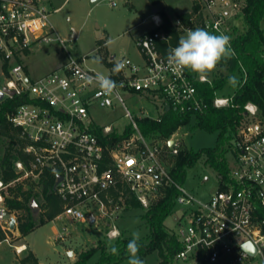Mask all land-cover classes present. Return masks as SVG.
<instances>
[{"label": "built area", "instance_id": "obj_1", "mask_svg": "<svg viewBox=\"0 0 264 264\" xmlns=\"http://www.w3.org/2000/svg\"><path fill=\"white\" fill-rule=\"evenodd\" d=\"M108 1L116 6L126 0ZM197 2L199 9L190 18L191 23L186 24L177 16L171 20L173 26L183 33L203 28L228 35L227 12L214 9L219 5L236 9L240 7L238 1ZM51 14L48 0H0V58L11 65L5 87L14 90V94L7 95L29 99L17 104L10 114L11 122L24 138L23 149L30 155L29 167L18 160L16 168L37 179L46 173L55 176V191L64 201L61 215L73 220L90 221L91 215L82 204L104 205L102 196L119 183L126 185L144 207L164 195L166 188L175 187L179 191L176 206L182 207L174 231L181 244L175 255L179 264H264V119L257 118L258 105L249 101L244 106L245 115L256 119L243 123L232 141L227 152L228 179L218 173L217 190L206 198H196L175 180V163L166 158L179 154L181 142L169 137L163 143L143 134L137 120L149 116L136 118L123 92L155 97L162 113L167 106L184 113L203 108L195 82L212 79L192 76L187 69L174 73L168 67L165 45H176L170 44L172 35L163 28V17L155 13L151 16L154 28L136 40L139 62L129 57L109 59L115 65L123 62L124 68L114 73L115 65L108 66L109 72L103 74L88 67L85 57H70L62 68L33 80L27 74L24 59L34 45L57 38ZM98 73L119 85L112 95L101 93L94 79ZM230 101L231 96L219 95L213 100L218 107ZM118 103L131 119L126 129L130 133L124 134L120 142H105L103 138L108 140L117 132L112 125L91 124L90 107H114ZM97 130H101V136ZM14 183L15 180L5 183L0 178V230L7 242L9 232L19 225L20 211L11 209L6 202L12 196L9 186ZM107 234L117 238L121 232L109 225ZM246 242L253 244L254 254L242 247Z\"/></svg>", "mask_w": 264, "mask_h": 264}, {"label": "rangeland", "instance_id": "obj_2", "mask_svg": "<svg viewBox=\"0 0 264 264\" xmlns=\"http://www.w3.org/2000/svg\"><path fill=\"white\" fill-rule=\"evenodd\" d=\"M48 8L51 11V22L56 30V39L34 45L30 52H26L24 59L27 65V74L31 79H37L54 70L62 68L70 59L86 58L85 64L103 74L109 72V67L114 62H107L110 56L115 59L129 57L139 62L140 52L136 40L141 33L154 27L151 15L153 8L166 10L171 17L192 9V0H159L153 3L151 0H126L119 1L118 5H111L108 0H49ZM242 7L245 5L246 0ZM56 9V10H54ZM163 14V11H162ZM237 16V15H236ZM235 18L227 21L225 30L233 25L242 26V19ZM264 28V19L262 20ZM98 32L100 36H98ZM181 36L186 33L181 32ZM228 60V59H227ZM227 60H222L215 71L208 77L217 79L229 73ZM6 63V65H5ZM11 65L0 58V90L5 87L6 81L10 78L9 70ZM194 75H197L193 73ZM236 88L235 85L226 84L222 89L217 90L219 96H231ZM125 102L132 114L139 118L141 116L159 117L163 111L155 97L150 95L123 92ZM8 97L5 93L4 98ZM90 115L94 125H112L118 135L123 136L126 129L131 125V119L125 116V108L120 104L114 107H101L92 105ZM245 115V111H244ZM257 118L264 119L259 110ZM245 115L243 123L254 121ZM196 122L195 115L188 124L181 126L170 138H176L181 143V150L194 149L200 151L205 148H212L218 144V131H208L201 128H192ZM164 143L165 138L149 136ZM115 140L111 143H117ZM110 142V141H109ZM165 149H167L165 147ZM2 147L0 146V152ZM229 153H226L228 156ZM176 156H167L171 163L176 162ZM16 165V164H15ZM30 163L26 166L29 167ZM17 177L13 186L23 184L28 188L32 184L35 190H39V178L33 175L25 176L24 171H19L15 166ZM219 171L212 166L205 155H202L194 165L186 169L184 181L185 188L196 198H206L218 188ZM209 177L208 180H204ZM104 194V205L100 203H83L84 210L95 217L94 222L89 220H73L62 211L52 220L39 225L29 234H19V229L9 232V242H0V264H19L22 257L27 255L29 249L37 255L42 264H71L75 261L74 255L79 257L82 252L99 247V244H111L116 238H110L107 234L109 225H115L123 235H131L139 232L140 238H145L148 233V226L143 214L147 207L138 202L133 204L126 201L122 191ZM38 196L30 200L32 216L37 223H40L41 216L47 220L46 209L41 208ZM41 204L43 200L41 199ZM85 204V205H84ZM19 213V218L21 216ZM182 214V207L175 206L173 212L165 219V225L169 233H174L178 228V218ZM6 237V235H5ZM26 244L27 248L18 252L15 245ZM71 253V254H70ZM100 258V251L95 250L89 257L87 264H96ZM128 257L117 264H127ZM142 260L145 264H157L159 255L153 251ZM108 264V263H104ZM169 264H179L175 257Z\"/></svg>", "mask_w": 264, "mask_h": 264}, {"label": "trees", "instance_id": "obj_3", "mask_svg": "<svg viewBox=\"0 0 264 264\" xmlns=\"http://www.w3.org/2000/svg\"><path fill=\"white\" fill-rule=\"evenodd\" d=\"M153 3L159 0H151ZM199 3L193 0V8L190 12L179 13L184 23L190 24V18L198 11ZM163 28L172 37L170 44L178 45L181 34L173 26L169 15L163 11ZM242 19V26L233 25L228 28L227 34L230 37V44L233 55L227 60L229 73L214 79L212 82H195L199 97L203 104L201 110H189L180 113L173 108L166 109L159 119L154 117H144L137 120L139 128L146 136H159L169 138L181 126L188 124L193 115L196 122L192 128H201L208 131H218V144L212 148H205L200 151L194 149H184L176 157L175 167L172 174L176 181L184 183L186 169L196 163L205 155L207 160L215 169L228 179L229 165L226 153L232 147V141L236 138L242 119L244 118V106L251 101L258 105L261 114L264 116V0H246L245 5L239 14ZM200 18V17H199ZM198 18V19H199ZM166 48L169 46L166 44ZM6 65V63H5ZM190 75H194L189 71ZM230 76L236 77V88L231 94V101L228 105L218 107L213 100L217 90L228 84ZM29 100L27 96L14 95L0 100V178L5 182H10L17 177L15 164L21 160L26 166L29 164L30 155L23 149L24 138L20 136V130L10 120V114L15 106L21 102ZM101 136V130H97ZM130 130L126 131V135ZM111 138L103 140L113 142L123 136L112 133ZM125 136V135H124ZM55 176L46 173L39 179V190L34 189L32 184L24 188L23 184H17L10 188L11 197L6 198V202L11 209H17L22 214L19 218L18 229L20 234L26 236L39 225L48 220L54 219L64 207V201L55 191ZM122 191L128 203H141L124 184L119 183L116 189H111L110 193ZM179 191L175 187H168L164 195L153 201L143 214L147 222L148 233L143 239L140 238L139 257L142 259L153 251H157L159 261L157 264H169L176 253L181 249V244L174 233H169L165 225V219L173 212L176 206V197ZM38 196L41 208L46 209L47 220L41 216L40 223H37L32 216L30 200ZM41 199L43 204H41ZM5 234L0 230V242L4 240ZM132 238L131 235H123V232L109 246L106 243L99 244V247L82 252L73 264H87L89 257L95 250L100 251V258L96 264H117L128 257L126 245ZM116 246L118 254H112L111 246ZM19 264H40L37 256L31 249L27 255L22 257Z\"/></svg>", "mask_w": 264, "mask_h": 264}, {"label": "clouds", "instance_id": "obj_4", "mask_svg": "<svg viewBox=\"0 0 264 264\" xmlns=\"http://www.w3.org/2000/svg\"><path fill=\"white\" fill-rule=\"evenodd\" d=\"M232 55L228 35L213 34L203 28H196L188 29L186 34L179 38L178 46L167 49L166 63L174 73H182L187 69L203 78L215 71L222 60L230 59ZM123 68L124 63L117 62L112 71L118 73ZM94 79L104 95H112L119 87L116 81L103 74L98 73ZM228 82L230 85H235L236 77L230 76ZM139 241L140 233L133 232L132 238L126 245L127 264H145L138 255ZM110 251L114 255L118 254V249L114 245L110 247Z\"/></svg>", "mask_w": 264, "mask_h": 264}, {"label": "crops", "instance_id": "obj_5", "mask_svg": "<svg viewBox=\"0 0 264 264\" xmlns=\"http://www.w3.org/2000/svg\"><path fill=\"white\" fill-rule=\"evenodd\" d=\"M193 1V0H192ZM236 1H238V3H239V5H240V7L239 8H236V9H233V8H229V7H224L223 5H219V6H217L214 10H215V12L216 11H219V12H227V21H229V20H231V17L234 15V17L236 18L240 13H241V9H242V4H243V2H241V0H236ZM50 1L48 0V3H49ZM193 3V2H192ZM192 8H193V5H192ZM153 14H155V13H158V14H160L161 16L163 15L162 14V11H164V10H159V8L158 7H154L153 8ZM190 11H192V9L190 10ZM190 11H186V12H190ZM165 12H167L166 10H165ZM183 13V12H182ZM152 14V15H153ZM151 15V16H152ZM237 15V16H236ZM178 16V15H177ZM176 16V17H177ZM163 17V16H162ZM170 17V19L171 20H174L176 17H171V16H169ZM238 18H240L241 19V16H239ZM152 19V18H151ZM153 21V20H152ZM153 24H154V22H153ZM155 26V25H154ZM154 28V27H153ZM153 28H151V29H149V30H147L146 32H149V31H151ZM146 32H144V33H146ZM143 33V34H144ZM142 33H141V35H143ZM141 35H139L138 37H140ZM138 39V38H137ZM28 52V51H27ZM29 52H30V50H29ZM114 58V56H110V59H113ZM115 59V58H114ZM107 62H108V60H107ZM25 64V63H24ZM25 68H26V71L28 70L27 69V65H25ZM223 96V95H222ZM162 114V113H161ZM19 231V230H18ZM20 234V233H19ZM26 245V244H25ZM17 247H18V245H17ZM26 248H27V246H26ZM25 248V249H26ZM25 249H23V250H25ZM33 250V249H32ZM34 251V250H33ZM35 253V252H34ZM71 254V253H70ZM36 255V254H35ZM37 256V255H36ZM74 257L76 258L75 259V261L77 260V256L76 255H74ZM38 258V257H37ZM38 260H39V258H38ZM75 261H73V262H71V264H73ZM39 263L40 264H42V262H40V260H39Z\"/></svg>", "mask_w": 264, "mask_h": 264}, {"label": "water", "instance_id": "obj_6", "mask_svg": "<svg viewBox=\"0 0 264 264\" xmlns=\"http://www.w3.org/2000/svg\"><path fill=\"white\" fill-rule=\"evenodd\" d=\"M92 1H97V0H92ZM98 36H100V33L98 32ZM5 93L7 94H14V90L12 89H9L7 87H4L3 90H0V100L4 98L5 96ZM166 109L168 110L169 107L167 106ZM172 143V139L169 140V144ZM59 179H61V177H59ZM95 221V217L94 216H91L90 218V222H94ZM14 219H12L11 221V226L14 227ZM242 247L247 250L248 252H250L251 254H254L255 253V247L253 246V244L251 242H246L242 245Z\"/></svg>", "mask_w": 264, "mask_h": 264}, {"label": "bare ground", "instance_id": "obj_7", "mask_svg": "<svg viewBox=\"0 0 264 264\" xmlns=\"http://www.w3.org/2000/svg\"><path fill=\"white\" fill-rule=\"evenodd\" d=\"M25 248H26V245L25 244H19L17 249L18 250H23Z\"/></svg>", "mask_w": 264, "mask_h": 264}]
</instances>
